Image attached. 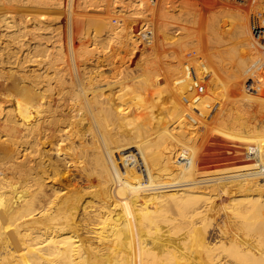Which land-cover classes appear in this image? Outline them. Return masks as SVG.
I'll use <instances>...</instances> for the list:
<instances>
[{
  "label": "bare ground",
  "instance_id": "6f19581e",
  "mask_svg": "<svg viewBox=\"0 0 264 264\" xmlns=\"http://www.w3.org/2000/svg\"><path fill=\"white\" fill-rule=\"evenodd\" d=\"M137 1H142L144 5L147 2ZM248 1L211 2L212 6L228 5L239 16L228 13L229 7L223 9L227 13L222 11L224 6H219L220 14L216 13L218 11L215 14L209 12L208 7L197 9L189 0H153L148 6L137 2L140 8L134 7L132 0H126L125 4L122 1L126 11L133 8L131 11L137 18L146 16L148 12L150 21L160 26L164 34L162 38L171 40L167 41L168 44L163 42L164 54L165 48H169L166 54H169L170 60L160 77L156 76L158 71L154 75L163 83L162 89L166 90L165 95L170 98L173 111L156 119L147 116L148 122L144 123L142 103L146 99L141 97L138 100V97L134 100L130 97L133 91L140 90L134 87L135 83L130 87L129 80L124 82L123 74L121 79L117 76L118 80H113L122 90H109L108 87L105 90L100 87L111 84L106 78L104 80L107 81L101 83L99 74L100 78H92L86 76L83 69L79 71V87L71 79L72 76L58 74L62 69L54 68L51 78L43 71L32 69L37 54L46 53V57L52 52L43 42L48 43L53 35L48 37L46 33L42 35L43 32H38L47 28L45 22H50L47 20L50 13L53 15L58 11L57 14L61 15L67 11L80 42L88 35L91 25L96 27L94 30L103 27L105 29L101 31L111 32L124 25L122 20L126 17L116 18L120 22L117 26L116 20L102 22L92 19V16L89 18L90 15L84 13V7L98 10L100 7L96 0H0V264H264V135L260 133L264 124L258 120L257 112V91L264 92V73L260 74L261 70L254 75L258 62L264 61V56H259L260 47H264V0ZM248 3L252 11L248 10ZM202 9L208 12L206 17L204 11L201 13ZM228 17L232 18V25L228 24ZM137 18L133 19L138 21ZM144 19L140 24L142 27L149 23ZM195 26L198 32H190ZM172 29L183 34L177 41L172 39L174 36L168 35ZM155 31L153 35L161 32L154 34ZM128 32L124 35L126 42H136L137 34L132 39ZM117 33L116 37L114 33L108 36L117 38ZM235 38L238 39L236 43ZM256 40L260 43L259 47ZM82 43L78 54L83 59L91 53ZM148 51L150 53V49ZM191 51L199 56L192 55ZM145 55L144 58L148 56L147 53ZM147 60L146 64H149L150 60ZM153 64L158 67L156 62ZM161 65L164 67L163 63ZM6 67L12 69L10 75L4 72ZM141 68L145 72L143 64ZM41 69H44V64ZM114 72H111L112 75ZM201 74L208 76L203 80L204 75ZM153 76H149L152 82L148 76L149 79L142 80L139 76V81L145 87H153V79H156ZM242 80H247L246 85ZM137 84L140 83L137 81ZM192 86L209 92L203 95L199 92L200 95L193 101L198 111L205 110V103L212 98L213 90L222 88L223 93L218 96L228 103L229 108L232 107L230 109L235 107L241 112L238 119L235 115V121L233 112L228 116L225 112L226 117L219 119L223 115L220 110L222 115L217 118L221 127L218 124L213 126L214 132L217 133L215 129L220 128L222 134L235 140L231 158L220 162L219 167L198 169L196 157L199 150L193 148V143L189 145L193 138L190 125H195L197 117L191 115L190 107L182 101L180 93L183 95L184 90H193ZM53 90H56L55 94ZM77 90H81L89 115ZM228 90L238 91L239 96L234 98L236 95ZM71 99L81 119L82 129L75 117L72 120L70 109L65 110L62 117L54 114L57 107H69ZM149 99L154 102L156 97L149 96ZM116 101L123 102L119 110L114 107ZM245 104L253 107L251 111L255 119L249 120L253 126H249L242 113ZM126 107L130 108V112L137 110L141 114V121H136L131 129L125 127L120 115ZM69 120H72L69 124L76 126L77 130L61 136L63 132H60L67 128ZM84 129L89 139L83 137ZM97 134L103 143V150L99 148ZM76 136L79 146L73 143ZM249 142L252 144L246 147L250 152L245 149L239 151L242 144ZM67 143H71L72 150L76 147L77 151L78 146L81 151L79 154L73 151L78 157L81 155L82 163H75L83 167L76 164L75 167L82 170L87 182L81 188L93 187L90 190L95 191L94 195H103L104 199L82 202L83 189L75 187V194L64 189L62 182L65 183L67 178L60 174L64 163L60 164L61 156L54 157L49 151L65 152L69 150ZM58 145H62L61 150ZM76 156L73 153V157ZM78 157L74 158L75 161ZM91 164L96 167L93 169ZM55 180L60 185H56Z\"/></svg>",
  "mask_w": 264,
  "mask_h": 264
},
{
  "label": "rangeland",
  "instance_id": "374dc122",
  "mask_svg": "<svg viewBox=\"0 0 264 264\" xmlns=\"http://www.w3.org/2000/svg\"><path fill=\"white\" fill-rule=\"evenodd\" d=\"M97 1V3H98V6L100 7V8H98V10L96 9V8H94L93 10H87V7H84V9L86 8V10H85V12L84 13H86L85 15L86 16H88V15H90V16H88L89 18L92 16V17H94V18H92V19H98L99 21L101 20L102 22L105 20H112V22H115V20H116V18H119V17H122V18H124V17H126V18H124L123 20H122V23H124V25L122 24V26H118L116 29H113V30H111V32H110V30H109V32H104L103 30L105 29H103V27L102 28H97L98 30H94L96 27H94L93 25H91L92 27L91 28H89L88 29V35L85 37V38H83V39H85V40H83L82 39V41L80 42L77 38H78V36H77V32L74 30V27H72L71 26V19H70V17H69V14L67 13V11H65L64 13H62L61 15H58L57 13H58V11L56 12V14H53L52 15V13H50L51 14V16L49 15V18L47 19V20H49L50 22L48 23V22H45V25H46V29H44V30H38V32H39V34H41L42 32H43V34L42 35H44L45 33V35H47L48 37L49 36H51V34L53 35V36H51V37H53V38H50V40L48 41V43H46V41L45 42H43V43H45V44H47L49 47V51H52L49 55H47L46 57H45V55H46V53H45V55H44V53L42 54V55H39V54H37V58L36 57H34V60L35 61H33L35 64L32 66V69L33 68H35L36 69V71H43V73L45 74L46 73V75H48V77H53L54 76V68H57V69H62L58 74H67L68 76H72L71 77V79L73 80V82L75 83V85H78V87H79V76H80V73H79V71L81 70V69H83V70H85V72H86V76H89V77H92V78H96V77H99V75L101 76V78L100 79H102L101 80V83H104V81H109V83H113L112 85L113 86H111L110 87V85L109 86H106V85H102V87H100V88H104L105 90H108V88H109V90H122V89H119L120 88V86L119 85H116L114 82H113V80L117 77V78H120L121 79V77H122V79H123V81L124 82H127V81H125V80H129L127 83H128V85L130 86V87H132V86H134L133 84L135 83L136 85L134 86V87H137L140 91H138V90H136V91H133V93H132V95L130 96L131 98H133L134 100H137V98H138V100L139 99H141V97H143V100H145L146 99V102H143L142 103V105H144V113H143V115H144V117L145 118H143V119H145V122L144 123H147L148 121H147V116L149 117V118H153V119H156V118H158L159 116H166V115H168V114H170V112L171 111H173V109H172V106H171V103L169 102L170 101V98H168L167 97V95H165L166 94V90H164L165 91V93H164V91H163V89H162V87H163V85H161V84H163L161 81H160V78H157L158 76L160 77V75L162 74V72H164L163 70H165V67L167 66V62L170 60V56H169V54H166V53H168V50H169V48H165V50H166V53L164 54V44L165 43H167V41H171L170 39H166V38H162L163 37V35H162V30H160V26L158 27V25L155 23L154 24V21H150L151 20V16L149 17V13L148 12H146L147 13V15L145 16L144 15V17H142L141 16V18H137V17H135V15L132 13V11L131 10H133V8H131V10L130 9H128V10H130V11H126V7H125V5L123 6V4H125V3H127L126 2V0H96ZM103 1V2H102ZM110 1V2H109ZM121 1V2H120ZM122 1H123V4H122ZM149 1V2H148ZM153 0H147V2H146V4L144 5V3L142 4L141 2H139V1H137V0H132V2H133V4H134V7L135 6H137L138 8H140V6H138L139 4H136L137 2H139L140 3V5H144V6H148V5H150V2H152ZM157 1V0H156ZM186 1H188V0H186ZM190 1V4H193L194 6L196 5V7L195 8H209V9H207V10H209V12H211V13H214V12H216V11H218V12H216V13H218V14H220L222 11H224L225 9H227L228 7H229V12L226 10V11H224V12H228V13H230L231 15H234L235 13H237V15H238V12L235 10V9H232V10H234V11H232L231 10V7L230 6H228V5H220V4H217V5H215V6H212L211 5V2H213L214 0H210V1H204L203 3H202V1L203 0H199V1H197V0H194V1H196V2H192L191 0H189ZM248 1V0H247ZM252 2L253 1H255V0H251ZM250 1V3H251V5H252V2ZM107 2V3H106ZM192 2V3H191ZM249 2V1H248ZM261 2V1H260ZM263 2V1H262ZM103 3V4H102ZM114 3V4H113ZM120 3V4H119ZM189 3V2H188ZM208 3H210V4H208ZM247 3V2H246ZM105 4H106V6H105ZM116 4V5H115ZM206 5V6H203V5ZM245 4V3H244ZM249 4V3H248ZM263 4H264V2H263ZM101 5V6H100ZM109 5H111V6H109ZM113 5V6H112ZM115 5V6H114ZM208 5H210V6H212V8L210 7V6H208ZM250 4H249V8H248V10L249 11H252V9L253 8H251L250 6H251ZM141 6V7H142ZM222 7V6H224V7H222V11L220 12V7ZM102 7V8H101ZM106 7V8H105ZM108 7V8H107ZM109 7L111 8L110 10H109ZM217 7H219V8H217ZM226 7V8H225ZM105 8V9H104ZM128 8V7H127ZM146 8V7H145ZM197 8V9H198ZM219 9V10H217V9ZM103 9V10H102ZM106 9H108V10H106ZM224 9V10H223ZM104 10H106V12L104 11ZM125 10V11H124ZM214 10V11H213ZM247 10V15H248V13H249V11ZM108 11V12H107ZM111 11H113V12H111ZM205 12V17H206V15H207V11H206V9L204 10V9H202L201 10V13L203 14L204 12ZM103 12V13H102ZM109 12H110V14H109ZM88 13V14H87ZM95 13V14H94ZM211 13H209V15L211 14ZM242 13V12H241ZM244 13V12H243ZM244 13V14H245ZM60 14V13H59ZM65 14V15H64ZM96 14H97V16H96ZM115 14V15H114ZM125 14V15H124ZM215 14V13H214ZM57 15L58 16H60V17H57ZM64 15V16H63ZM130 15V16H129ZM203 15V16H204ZM236 15V16H237ZM239 16V15H238ZM54 17H55V19H54ZM63 17H65V19L63 18ZM99 17V18H98ZM103 17V18H102ZM107 19H106V18ZM262 17H263V19H264V15H262ZM63 18V19H62ZM101 18V19H100ZM105 18V19H104ZM111 18V19H110ZM128 18V19H127ZM135 18H137V20L138 21H135L134 19ZM145 18V19H144ZM153 18H155V17H153ZM140 19H141V21H140ZM143 19H144V21H149V23L147 22V24H145V26L143 25V27H142V25H140V24H142L141 22L143 21ZM156 19V18H155ZM154 19V20H155ZM56 20V21H55ZM65 20V21H64ZM227 22H228V24L229 25H232V18H230V17H228L227 18ZM69 22V24H68V22ZM130 21H131V23H130ZM132 21H134V23L132 22ZM155 21H157V20H155ZM65 22V23H64ZM116 26L117 25H120V22H118L117 20H116ZM130 23V24H129ZM153 23V24H152ZM62 24V25H61ZM134 24V25H133ZM60 25V26H59ZM150 25V26H149ZM154 25H155V27H154ZM195 25V24H194ZM49 26V27H48ZM126 26V27H125ZM130 26H132V27H130ZM154 27V31H155V28H156V31L154 32V34L157 32V31H161V32H157L155 35H153V30L151 29V27ZM157 26V27H156ZM191 26H193V25H191ZM146 27H148V28H146ZM94 28V29H93ZM126 28V29H125ZM130 28V29H129ZM144 28H146L145 30H144ZM50 29V30H49ZM93 29V31H92V33H91V30ZM101 29H103L102 31H101ZM159 29V30H158ZM176 29V28H175ZM108 30V29H107ZM144 30V31H143ZM150 32H149V31ZM152 30V31H151ZM173 31L171 32H169L170 34H168V35H171V36H174L172 39H176V40H174V41H177L178 40V38H179V36H181V35H183V34H181L180 32H176L174 29H172ZM199 30V29H198ZM114 31V32H113ZM122 31V32H121ZM124 31H129L128 33L129 34H131L132 35V39H134L136 36H134V34L136 33L137 34V37H138V40H139V42H142L143 41V39H146V43H139L138 42V40L135 42V41H133L131 38H130V40L131 41H133V42H129L128 40H127V42H129L128 44H127V42H126V37H124V35H126V32H124ZM175 31V32H174ZM52 32V33H51ZM118 32V33H117ZM144 32V33H143ZM190 32H192V33H196V32H198L197 31V27L195 26V27H192L191 28V30H190ZM251 32H252V30H251ZM91 33V34H90ZM94 33V34H93ZM107 33V34H106ZM112 33V34H111ZM113 33H114V35H113ZM116 33L118 34L117 36V38H115L116 37ZM141 33V34H140ZM143 33V34H142ZM145 33H147L146 35H145ZM152 33V34H151ZM167 33V32H166ZM177 33H178V35H177ZM105 34V35H104ZM109 34H111V35H113V36H115V37H113V36H108ZM138 34H140V35H138ZM149 34V35H148ZM198 34V33H197ZM90 35V36H89ZM121 35V36H120ZM143 35H144V37H143ZM154 36L156 39V41L154 40V37L152 38V36ZM61 36V37H60ZM93 36V37H92ZM106 36V37H105ZM107 36H108V38H107ZM134 36V37H133ZM147 36H148V38H147ZM110 37H113V38H110ZM60 38H62V40L60 39ZM86 38H87V40H86ZM90 38H91V40H90ZM94 38V39H93ZM139 38H141L142 39V41L139 39ZM158 38V39H157ZM80 39V38H79ZM110 39H113V40H111L110 41ZM55 40H56V42H55ZM61 40V41H60ZM94 40H95V42H94ZM148 40V41H147ZM151 40H153L154 41V44H156L157 45V48L155 47L156 45H154L153 44V41H151ZM237 38H235V42L234 43H236L237 42ZM60 41V42H59ZM84 41H86V42H88L87 44L84 42ZM102 41V42H101ZM110 41V42H109ZM113 41V42H112ZM151 42V44H150V42ZM233 41H234V39H233ZM257 41V40H256ZM53 42H55V43H52ZM82 42H84V43H82ZM138 42V43H137ZM155 42H157L158 44H160L161 45V47H160V45H159V48H158V44L157 43H155ZM163 42H165V43H163ZM52 44V46H50L51 44ZM81 43L85 46V48L91 53V54H87L85 57H83V59L82 58H80V56H79V54H78V49H79V47L81 46ZM104 43H107V44H104ZM126 43V44H125ZM136 43V44H135ZM256 43H258V44H256V46H258L259 47V45H260V43L257 41ZM61 44V45H60ZM125 44V45H124ZM145 44V45H144ZM148 44V45H147ZM163 44V45H162ZM168 44V43H167ZM127 45V46H126ZM142 45V46H141ZM83 46V47H84ZM87 46V47H86ZM139 46V47H138ZM145 46V47H144ZM147 46V47H146ZM51 47V48H50ZM88 47H90V48H88ZM93 47H94V49H93ZM95 47H97V48H95ZM122 47V48H121ZM126 47V48H125ZM128 47V48H127ZM142 47H144L143 49H142ZM123 48H124V50H123ZM147 48V49H146ZM150 49V53H149V49ZM156 49V51H158V53L156 52V54H155V49ZM191 48V47H190ZM262 48V49H261ZM92 49V50H91ZM119 49V50H118ZM121 49V50H120ZM129 49V50H128ZM158 49V50H157ZM160 49V50H159ZM171 49V48H170ZM195 49V48H194ZM98 50V51H97ZM110 50H111V52H110ZM152 50V51H151ZM196 50V49H195ZM264 47H260V49H259V56L261 55V56H264ZM125 51V52H124ZM127 51V52H126ZM137 51V52H136ZM139 51H141V52H139ZM160 51V52H159ZM161 51H163L162 53H161ZM187 51H188V49H187ZM151 52H154L153 54L151 53ZM196 52V51H195ZM263 52V53H262ZM97 53H99V54H97ZM120 53V54H119ZM138 55H137V54ZM147 53V55L149 56H147V57H145L144 58V55ZM193 53V54H192ZM200 54L202 53V52H199ZM106 55V56H104V55ZM141 54H144L143 56L141 55ZM151 56H150V55ZM157 54H158V56H157ZM159 54H160V56H159ZM162 54V55H161ZM191 54L192 55H194L195 53H194V51H191ZM263 54V55H262ZM108 55V56H107ZM122 55H123V58H122ZM155 55V56H154ZM166 55H168V56H165ZM186 55L187 54H185V57H186ZM196 55V54H195ZM194 55V56H195ZM41 58H40V57ZM42 56H44V57H42ZM136 56H137V59H136ZM139 56V57H138ZM146 56V55H145ZM196 56H199V55H196ZM260 56V57H261ZM38 57H39V59L42 61H40L39 59H38ZM90 57V58H89ZM115 57V58H114ZM118 57V58H117ZM155 57V58H154ZM161 57H163V59L161 58ZM89 58V59H88ZM98 58V59H97ZM140 58H141V61H140ZM142 58H144L143 60H142ZM151 58V59H150ZM262 58V57H261ZM38 59V60H37ZM85 62V61H87V62H83L82 60ZM119 59V60H118ZM146 59H148L147 60V62L150 60V63H152V66L153 67H151V64L149 65L148 63L146 64ZM201 59V58H200ZM96 60V61H95ZM153 62H152V61ZM156 60V61H155ZM159 60V61H158ZM184 60H185V58H184ZM262 60H264V58L262 59ZM39 62L38 64V67L40 68H38L37 67V65H36V63L37 62ZM100 61V62H99ZM145 63H144V62ZM141 64H140V63ZM154 62H156V64H158V67H157V65H156V67H154L155 66V64H153ZM259 62H262V61H259ZM259 62H258V64H259ZM96 63V64H95ZM115 63V64H114ZM163 63V66L164 67H161L162 64ZM263 63H264V61H263ZM263 63H260L259 64V66H258V64H257V67H260L261 65L262 66H264V64ZM42 64H44V69H41V67H42ZM119 64V65H118ZM124 64V65H123ZM142 64H143V68L145 69V72H146V74H145V72L144 71H142ZM144 64L146 65V67H147V69L145 68V66H144ZM36 65V66H35ZM84 67H82V66ZM107 65V66H106ZM118 65V66H117ZM137 65V66H136ZM138 65H140V66H138ZM166 65V66H165ZM128 66V67H127ZM31 67V66H30ZM87 67V68H86ZM93 67V68H92ZM117 67V68H116ZM126 67V68H125ZM130 67V68H129ZM138 67H140V68H138ZM150 69H149V68ZM257 67H255V71L254 72H256V73H254V75L256 74H258L257 72H261V70H262V73H260V74H263L264 73V67H260V69H257ZM122 68H123V72H122ZM139 69V71H137L138 69ZM151 68H153V69H155L154 71H152V72H149V71H151V70H153V69H151ZM157 68H159V70L157 69ZM161 68H164V69H161ZM88 69V70H87ZM102 69H103V71H102ZM113 71H112V70ZM140 69H141V71H140ZM91 70V71H90ZM111 70V71H110ZM117 71V73H116V71ZM119 70V71H118ZM126 70H128L127 72H126ZM148 72H147V71ZM259 70V71H258ZM11 71H12V69H10V67H6V68H4V72L5 73H7V75H10V73H11ZM105 71V72H104ZM115 71V72H114ZM157 71H158V73H157ZM88 72V73H87ZM90 72V73H89ZM92 72V73H91ZM108 72V73H107ZM114 72V74L112 75V73ZM142 72V73H141ZM144 72V73H143ZM157 74H156V73ZM137 73H139V75H137L136 76V74ZM147 73H152L151 75L153 76L154 74H156V76L154 75L153 77L154 78H156V79H153L154 81H153V87H145L140 81H139V79H140V77H141V80L142 79H145V78H147V79H149L150 78V80L149 81H151L152 82V77H149V76H151L150 74H147ZM99 74V75H98ZM120 74V75H119ZM123 74V75H122ZM133 74H134V76H133ZM145 74V75H144ZM97 75V76H96ZM106 75V76H105ZM122 75V76H121ZM202 75H204V78L202 77V79L204 80L205 79V77H207L205 74H201V76ZM75 76V77H74ZM104 76V77H103ZM120 76V77H119ZM127 76V77H126ZM131 78H130V77ZM140 76V77H139ZM149 78H148V77ZM108 77V78H107ZM109 77H110V79H109ZM136 77V78H135ZM104 78H106L105 80H104ZM113 78V79H112ZM116 78V80H118ZM127 78V79H126ZM130 78V79H129ZM135 78V79H134ZM76 80H77V82H76ZM156 80H158V82L156 83ZM248 80V79H247ZM247 80H245L244 82H243V80H242V83H243V85H246V83H247ZM134 81V82H133ZM137 81H138V83H140L139 85L137 84ZM249 82H250V80H248ZM246 82V83H245ZM249 82H248V84H249ZM155 83H156V85H157V87H156V85H155ZM245 83V84H244ZM251 83V82H250ZM132 85V86H131ZM174 85V84H173ZM106 87H108V88H106ZM115 87V88H114ZM116 87H117V89H116ZM143 87V88H142ZM144 87H145V90H144ZM141 88V89H140ZM150 88H152V90H150ZM218 89V88H217ZM215 90V92H214V90H213V94L211 95L212 96V98L210 99V101L209 102H207V103H205V110H199L198 111V109H197V112H198V114H197V112H196V110L194 111V110H192L191 109V107L189 108V106H187L186 104V106L191 110L190 112H191V115L193 114L195 117H197V118H195L196 120H195V122H194V126H192V125H190V134H191V136L193 137L192 138V140L190 141L191 143H189V145L191 146V144H192V146H193V148L195 149V147H196V149L195 150H199V152H198V154H197V157H196V159H197V161H196V165H198L197 166V168L198 169H210V168H213V167H219L220 166V162H222V161H226V159H229V158H231V151H232V146H233V144L232 143H234V139L232 138V137H230V136H228V135H226L225 133H221V131H220V128H217V129H215V131H217V133L216 132H214V129H213V126L215 127V125H217V126H220V122H219V119H221V118H223V117H226V115H225V112H227L226 114H227V116H228V113H232V118L235 120V118L236 119H238V117H241V112H239V110H237L238 108H235L234 107V109L235 110H237V111H235L234 109H230V108H232V107H230L229 108V105L227 106L226 104H228V103H225L224 102V100L222 99V98H220V96H218V94L219 93H223V90H222V88H219V89H221V90ZM102 90V89H101ZM129 90H133V89H129ZM143 90V91H142ZM146 90H149V91H147L146 92ZM162 90V91H161ZM78 91V93H79V95H80V97H81V99H82V103H83V106L85 107V109H86V111H87V113H88V115H89V109H88V107H87V104L85 103V100H84V98H83V95H82V93H81V90L79 91V90H77ZM188 90H186V92H187ZM205 91V92H204ZM204 91H201L202 93V95H203V93H207V90H204ZM222 91V92H221ZM228 91H230V90H228ZM54 94L56 93V90H53L52 91ZM185 94H181L180 93V96L182 97V96H184L183 97V99H182V101L184 100V98H189V97H191V106H193L194 105V100H196L197 99V96H198V94L200 95V93L199 92H195L194 91V93L192 92V94L191 93H186L185 92V90L183 91ZM139 93V94H138ZM209 93V92H208ZM207 93V94H208ZM217 93V94H216ZM230 93H232L233 95H236L234 98H236V97H238L239 96V93H238V91H234V92H231L230 91ZM257 97H259L258 99H257V103H258V105H257V108H258V110H257V112H258V114H259V118H258V120H261V122L264 124V92H261V91H257ZM136 95V96H135ZM189 95H191V96H189ZM196 95V96H195ZM220 95V94H219ZM238 95V96H237ZM134 96V97H133ZM149 96H151L153 99H155V97H156V101L154 100V102H156L155 104H153L154 102L152 101V99H149ZM136 97V98H135ZM196 97V98H195ZM193 98V99H192ZM218 100V101H217ZM222 100V101H221ZM71 102H72V104L74 105V103H73V101H72V99L71 100H69V104H71ZM184 102V101H183ZM120 103H123V102H114V107L115 108H117V110H119V109H121L122 107L121 106H123V104H120ZM220 103V104H219ZM224 103V104H223ZM245 103H247V102H245ZM69 105V107H65V105H62L61 107H57L55 110H54V114L56 115V116H58V117H62V115L65 113V110H69L70 109V116L72 117V120L74 119L73 117H75V121L78 123V126H80L79 128L80 129H82V126H81V119L79 118V115H77V110H75L76 108H75V105L73 106V105ZM153 104V105H152ZM193 104V105H192ZM149 105V106H148ZM45 106H46V104L45 105H43V107L42 108H45ZM73 106V107H72ZM146 106V107H145ZM158 106V107H157ZM195 107H196V103H195V105H194ZM226 106V108H224ZM54 107V106H53ZM65 107V108H64ZM166 107V108H165ZM229 109H228V108ZM129 107H126V108H124L125 109V111H124V109H123V111L122 112H120V115L122 116V120H123V122H124V125H125V127L126 128H128V129H131L132 128V125L134 124V123H136V121L137 122H140L141 121V114H140V112L139 111H137V110H135V111H133V112H130L131 110H130V108L128 109ZM142 108H143V106H142ZM146 108H148V110L146 109ZM150 108V109H149ZM164 108V109H163ZM196 108H198V106L196 107ZM251 108L253 109V107H249V105H247V104H245L244 106H242V113L244 114V116H245V118L247 119V123L249 122V120H254L255 119V117H254V112H252L251 111ZM170 109V110H169ZM215 109H216V111H215ZM226 109H228V110H226ZM64 110V111H63ZM73 110V111H72ZM162 110V111H161ZM169 110V111H168ZM212 110V111H211ZM223 111V115H222V112L221 111ZM225 110V111H224ZM230 110H231V112H230ZM233 110V111H232ZM215 111V112H214ZM235 111V112H234ZM75 112V113H74ZM151 112V113H150ZM200 112V113H199ZM239 113V115H237L238 113ZM219 113V114H218ZM221 113V114H220ZM237 113V114H236ZM74 114V115H73ZM150 114V115H149ZM152 114V115H151ZM215 114V115H214ZM234 114V115H233ZM220 115H222L221 117H219ZM235 115H236V117H235ZM69 116V117H70ZM77 116V117H76ZM234 116V117H233ZM185 117H187V115L185 114ZM217 117H219V119L217 118ZM78 118V119H77ZM231 118V117H230ZM137 119V120H136ZM167 119V118H166ZM184 119H186V118H184ZM216 119V120H215ZM232 119V120H233ZM71 120V121H72ZM78 120V121H77ZM129 120V121H128ZM218 120V121H217ZM229 120H231V119H229ZM70 120H69V122L66 124V125H68L70 122H71ZM236 121V120H235ZM128 122H129V124H128ZM131 122V123H130ZM196 122H201L200 124L201 125H199L198 123L196 124ZM203 122V123H202ZM210 122V123H209ZM217 122V123H216ZM170 123V122H169ZM209 123V124H208ZM249 124V126H253L254 124L253 123H248ZM69 125H71V126H69ZM68 126H67V128L66 129H64V131H61L60 133H62L63 132V134H61V136H65L67 133H70V132H72L73 130H77V127L76 126H72V124H69ZM198 125H199V127H198ZM256 125H257V123H256ZM196 126V127H195ZM74 129H73V128ZM198 127V128H197ZM205 127V128H204ZM221 127V126H220ZM261 127H264V126H261ZM67 129H68V131L69 132H67ZM70 129V130H69ZM86 129H84L83 131H84V138L86 139V138H88L89 139V135L86 133V131H85ZM94 131L97 133V130L95 129V127H94ZM86 133V134H85ZM200 133V134H199ZM219 133V134H218ZM260 133L262 134V135H264V128L262 129V130H260ZM57 134H59V133H57ZM60 135V134H59ZM86 135V136H85ZM198 135H200L199 136V138L197 137ZM97 136H98V134H97ZM77 138H74V145H76V143H77V145L79 146V138H78V136H76ZM78 139V140H77ZM97 139H98V142H99V144L101 145V146H99V148L100 149H104V147H103V143L101 142V140H100V138H99V136L97 137ZM196 141V142H195ZM261 141V140H260ZM196 143V144H195ZM229 143H231V144H229ZM71 144V143H70ZM69 143H67V149H69V150H65V152L63 151H60V152H56V150H54V149H50V151H49V153H51V155L52 156H54V157H56L57 155L60 157L61 156V159H60V164L62 165V163H64L63 164V166H61V168H60V174H64V176H63V178L64 179H66L67 181L64 183V182H62L63 183V185H65L64 186V189L66 190H68L69 192L68 193H71V194H75L76 193V189L77 188H79V189H83L82 190V193H81V199H82V202H88V201H96V200H98V199H104V196L102 195V196H96V195H94V192L95 191H93V190H90V189H94L93 187H90V188H81V187H83L84 185H87V182H85V179H84V177H83V175H82V170L80 169V168H82L83 166H82V164H80V163H82L81 162V160H80V158H81V155H79V157H78V152H80L81 153V151L79 150V147L77 146V151H76V147H75V152L76 153H78V154H75V152H73L74 150H72L71 149V145H70ZM199 144V149L197 148V145ZM204 144V145H203ZM248 144H252V142H249V143H244V144H242V147L241 148H239V151H242V150H244L245 149V151L247 150L248 151V149H247V145ZM202 146V147H201ZM245 146V147H244ZM53 147V146H52ZM55 147H57V145H55ZM58 147L60 148V150L62 149L61 147H62V145H58ZM70 147V148H69ZM201 147V148H200ZM244 147V148H243ZM52 150H53V152H52ZM72 150V151H71ZM68 151V153H66ZM244 151V152H245ZM246 151V152H247ZM74 153V155L76 156V157H73V153ZM248 152H250V150L248 151ZM53 153V154H52ZM55 153H57V154H55ZM63 153H64V156H63ZM222 154V155H221ZM68 155V156H67ZM116 155V161H118V157H117V154H115ZM240 155H241V153H240ZM66 156V157H65ZM69 156H70V158H69ZM63 157H65L64 159H63ZM79 158V159H76V161H75V159L74 158ZM72 158L74 159V160H72ZM62 160H64V161H62ZM69 160H72V161H69ZM83 160V159H82ZM77 161H79L78 163L79 164H76L77 163ZM238 162H240V160H237ZM241 161H243V160H241ZM76 162V163H75ZM74 163V164H73ZM84 163V162H83ZM75 164L78 166V167H80V166H82V167H80V168H78V167H75ZM89 164L90 163H88L87 165L89 166ZM92 165V164H91ZM93 165H95V164H93ZM93 165H92V168L94 169L95 167H93ZM91 167V166H90ZM222 167V166H221ZM75 168H77L79 171H77V169H75ZM63 171V173H62V171ZM81 172V173H80ZM80 174H81V176H80ZM56 181V180H55ZM54 181V182H55ZM68 182V183H67ZM67 183V184H66ZM71 183V184H70ZM56 185H60V182L58 183L57 181H56V183H55ZM68 185V186H67ZM75 185V186H74ZM72 186V187H71ZM75 187H77V188H75ZM69 188V189H68ZM72 188V189H71ZM75 189V190H74ZM72 190V191H71Z\"/></svg>",
  "mask_w": 264,
  "mask_h": 264
},
{
  "label": "built area",
  "instance_id": "2783aa9c",
  "mask_svg": "<svg viewBox=\"0 0 264 264\" xmlns=\"http://www.w3.org/2000/svg\"><path fill=\"white\" fill-rule=\"evenodd\" d=\"M139 35V34H138ZM139 39H141V38H139ZM141 41H142V39H141ZM146 41V39H143V43H146L145 42ZM191 70V69H190ZM190 74L192 75V73L190 72ZM192 89L193 90H188L186 93H191L192 94V91H195V92H201L200 90H197L198 89V87L197 86H192ZM195 89V90H194ZM185 96V95H184ZM184 96H182L181 98L183 99V97ZM184 103H186L189 107H191L192 109H194V110H197L196 108H195V106H191V97H189V98H184Z\"/></svg>",
  "mask_w": 264,
  "mask_h": 264
}]
</instances>
